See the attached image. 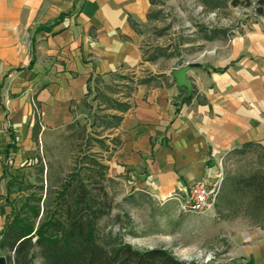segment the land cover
Segmentation results:
<instances>
[{"label":"crops","instance_id":"0c3cea01","mask_svg":"<svg viewBox=\"0 0 264 264\" xmlns=\"http://www.w3.org/2000/svg\"><path fill=\"white\" fill-rule=\"evenodd\" d=\"M150 6V0H0L3 159L41 164L47 132L74 122V106L96 79L127 69L135 78L148 62L140 28ZM199 64L188 71L189 100L165 72L140 77L122 97L130 106L113 110L122 120L107 138L108 181L127 187L142 180L158 197L179 202L192 182L223 173L219 160L249 142L264 147V23L217 42ZM160 74L167 84L153 83ZM12 165L0 162V180ZM262 215L229 236L228 264H264Z\"/></svg>","mask_w":264,"mask_h":264},{"label":"rangeland","instance_id":"374dc122","mask_svg":"<svg viewBox=\"0 0 264 264\" xmlns=\"http://www.w3.org/2000/svg\"><path fill=\"white\" fill-rule=\"evenodd\" d=\"M150 1L149 19L140 28L143 59L148 61L146 66L139 68L135 78H131V69H127L124 76L110 74L96 79L86 99L74 106V122L47 132L41 164L33 160L6 168L7 174L0 180V200L7 196L18 207L26 195L42 193L44 199L49 184L52 188L47 191L46 203L53 207L62 183L71 175H75L73 179L84 178L90 169L91 157L106 163L109 149L104 148L102 139L110 148L107 138L112 129H106L104 121L113 113L111 99L122 100L123 96L131 94L142 76L160 72L170 74L173 66L203 62L217 42H227L256 23H264V17L257 16L252 7L234 6L230 0L216 8L204 0ZM213 30L223 32L208 39ZM153 83L168 82L165 74H160ZM261 164L262 160L253 151L232 153L219 160L223 173L220 174L218 196L213 206L200 213L182 209L181 205L187 201L186 194L180 196L179 202L164 200L142 180L126 187L108 181L105 176L103 184L110 195L111 206L109 213L100 219L99 228L108 237H120L140 249L168 244L174 254L185 260L198 264H228L230 260H226L225 253L229 236L259 223L263 215H256L247 205V195L241 205L232 207L230 203L231 207H227V201H232L227 194L239 176L249 175ZM41 165L47 167L48 172L41 174ZM41 179L45 185L43 192L38 189ZM3 224L2 215L0 228ZM32 264H43L37 254Z\"/></svg>","mask_w":264,"mask_h":264},{"label":"trees","instance_id":"16d2710c","mask_svg":"<svg viewBox=\"0 0 264 264\" xmlns=\"http://www.w3.org/2000/svg\"><path fill=\"white\" fill-rule=\"evenodd\" d=\"M212 8L226 0H204ZM234 6L252 7L257 16L264 17V0H230ZM223 30H213L208 39H213ZM223 69V68H222ZM221 69V70H222ZM141 79L139 82H143ZM188 97L186 100H189ZM111 109L124 112L129 103L111 99ZM104 121L106 129L116 128L122 115L109 113ZM106 138V137H105ZM115 141L114 138L111 139ZM104 148L109 145L102 139ZM255 152L262 160L261 167L249 175L239 176L234 188L227 194L232 201L226 206L241 205L248 197L247 205L256 214H264V147L249 142L238 149L239 154ZM90 169L82 179L65 180L56 195L54 206L46 203V195H26L22 203L15 207L6 197L0 205V214L5 221L0 229V255L5 256L7 264H32L37 254L43 264H198L194 260L179 258L164 246L137 248L120 237H108L99 228V221L110 211V195L103 178L108 165L91 157ZM43 174L44 168L39 169ZM48 178H46L47 180ZM38 189L43 192L45 185L41 179Z\"/></svg>","mask_w":264,"mask_h":264},{"label":"built area","instance_id":"2783aa9c","mask_svg":"<svg viewBox=\"0 0 264 264\" xmlns=\"http://www.w3.org/2000/svg\"><path fill=\"white\" fill-rule=\"evenodd\" d=\"M2 160H4L7 165L13 164V158L11 156H7L3 159L0 152V162ZM216 177H218L217 180H212L211 177H204L192 182L186 191L187 201L185 204L181 205L182 209L184 211L200 213L213 206L221 182L220 174L216 175Z\"/></svg>","mask_w":264,"mask_h":264},{"label":"water","instance_id":"95a60500","mask_svg":"<svg viewBox=\"0 0 264 264\" xmlns=\"http://www.w3.org/2000/svg\"><path fill=\"white\" fill-rule=\"evenodd\" d=\"M200 66L199 63L188 62L186 64L175 66L170 69V75L177 88L189 97L192 92V83L188 78V71L194 67ZM0 264H7L5 256L0 255Z\"/></svg>","mask_w":264,"mask_h":264}]
</instances>
